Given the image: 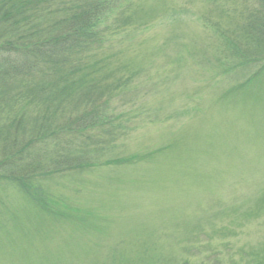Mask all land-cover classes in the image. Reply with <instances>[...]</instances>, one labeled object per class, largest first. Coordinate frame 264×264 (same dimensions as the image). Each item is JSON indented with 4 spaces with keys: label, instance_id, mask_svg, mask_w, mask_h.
Returning <instances> with one entry per match:
<instances>
[{
    "label": "rangeland",
    "instance_id": "374dc122",
    "mask_svg": "<svg viewBox=\"0 0 264 264\" xmlns=\"http://www.w3.org/2000/svg\"><path fill=\"white\" fill-rule=\"evenodd\" d=\"M97 1L112 11L78 56L87 87L61 114L88 116L87 135L30 149L44 170L57 169L58 154L74 159L77 167L35 181L70 210L46 214L0 181V264H257L264 51L237 36L260 2ZM236 45L259 61L245 63ZM3 149L1 175L11 156ZM25 157L18 168L35 161Z\"/></svg>",
    "mask_w": 264,
    "mask_h": 264
},
{
    "label": "trees",
    "instance_id": "16d2710c",
    "mask_svg": "<svg viewBox=\"0 0 264 264\" xmlns=\"http://www.w3.org/2000/svg\"><path fill=\"white\" fill-rule=\"evenodd\" d=\"M57 1L0 0V121L7 122L0 129V143L6 155H11L0 181L9 182L37 210L63 217V209L70 207L47 191L40 194L35 181L39 175L47 178L77 167L70 165L74 159L58 154L57 169L44 170V165L37 162V151L33 154L30 149L54 146L67 132L87 135L88 116L70 121L61 114L66 112L67 103L74 102L70 99L76 100L79 90L87 87L90 75L83 71L78 56L98 42L99 28L112 10L106 8V2L97 0H72L68 9H61L62 5H58V10L51 9ZM257 1L260 9L253 13L245 33L237 36L246 41L248 48L254 47L256 53L264 51V0ZM235 48L238 50L234 49V54L245 63L259 61L246 53L241 57L240 45ZM34 112L37 113L32 117ZM20 134L28 136V144L14 155ZM28 152L35 161L18 168V162L26 163ZM125 162L128 161L117 163ZM256 259L257 264H264V257Z\"/></svg>",
    "mask_w": 264,
    "mask_h": 264
}]
</instances>
